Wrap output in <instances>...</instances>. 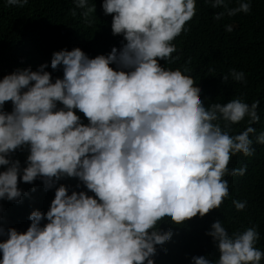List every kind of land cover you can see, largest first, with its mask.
I'll return each instance as SVG.
<instances>
[{
  "label": "clouds",
  "instance_id": "1",
  "mask_svg": "<svg viewBox=\"0 0 264 264\" xmlns=\"http://www.w3.org/2000/svg\"><path fill=\"white\" fill-rule=\"evenodd\" d=\"M206 2L223 9L216 20L251 10L250 0L235 7L228 0ZM3 4L12 8L0 10L7 52L14 49L12 30L43 35L51 19L54 29L65 26L64 17L50 18L39 0ZM76 5L94 11L88 0ZM102 9L112 14V33L86 44L74 36L57 39L38 52L39 63L0 79V199L21 197L18 177L27 183L39 177L45 190L75 177L94 193L69 194L60 184L46 212H30L26 231L0 227L6 236L0 264H158L160 250L189 238L201 255L191 264H261L264 214L240 232L229 228L233 215L246 209L239 195L248 172L231 157L253 154L259 101L205 107L191 76L159 63L176 51L173 41L195 15L196 0H103ZM1 48L0 58L6 57ZM229 75L245 79L233 69L222 80ZM246 116L243 131L226 130ZM256 143L264 144V132ZM22 147L28 150L23 168L10 159ZM227 200L232 206L222 211ZM203 239L214 247V261L197 251ZM166 257L160 264L173 263Z\"/></svg>",
  "mask_w": 264,
  "mask_h": 264
},
{
  "label": "trees",
  "instance_id": "2",
  "mask_svg": "<svg viewBox=\"0 0 264 264\" xmlns=\"http://www.w3.org/2000/svg\"><path fill=\"white\" fill-rule=\"evenodd\" d=\"M5 1L0 0V10L11 11V7L3 4ZM39 1L48 8L50 18L56 14L62 15L65 26L54 29L55 21L51 19L47 22L43 35H26L12 30L14 49L7 52V49L0 44L3 52L7 54L6 57L0 58V79L18 68L22 69L23 65L39 63L42 57L38 58V52L57 39V42L66 43L67 37L74 36L78 43L86 44L93 38H100V34L112 33V14L104 13L103 0H88L89 6L94 7V11L77 7L76 0ZM228 3L229 7H235L238 0H228ZM250 3L251 10L248 13L225 15L216 20L214 16L223 9L212 8L206 0H196L195 15L186 23L185 30L173 41L176 51L168 60H159L162 67L172 70L179 69L183 74L195 80L193 87L200 90L199 98L205 107L214 103L223 104L233 99H241L249 105L259 101L256 109L259 120L252 124L256 130L251 135L253 154L245 156L238 153L231 157L232 162L236 159L240 163V168L244 166L248 168L239 195L240 199L246 201V209L234 214L232 223L229 224L230 231L237 232H240V229L244 228L251 218L264 214V144L256 143V135L264 132V0H250ZM30 11L34 13L36 9L30 7ZM227 25L232 26V31H226ZM118 38L121 48L125 41L122 35H118ZM110 66L116 68L115 64ZM233 69L244 72V81H235L230 75L227 81L222 80V77L228 75ZM9 105L10 103L5 102L2 110L7 111ZM60 106L62 105L58 102V107ZM74 111L81 117V121L87 124L83 113L78 110ZM248 119L246 116L226 130L232 135L238 134L248 126ZM218 123L223 127L225 122L221 120ZM27 154V148L22 147L12 152L10 159L18 160L23 168L26 166ZM4 168L5 166H0V171ZM239 176L230 179L238 180ZM241 176L244 177V174ZM60 184L66 186L69 194L72 191H85L88 195L94 196V193L87 190L83 183L75 177H62L48 190L44 189L39 177L31 183L20 181L18 177V187L22 195L18 200L13 201L0 199V227L5 230L15 228L18 232L26 231L31 223L30 212L33 210L46 212L54 198L55 188ZM233 185L237 186L238 182H234ZM231 206L232 202L227 200L222 206V211H227ZM45 222L42 220L41 224ZM259 222L263 228L264 217L260 218ZM4 239L6 236H0V242ZM202 242L203 245L199 246L197 251L204 252L203 256L214 261L211 257L214 255V247L204 239L200 240V243ZM193 256L201 255L193 250L192 240L189 238V242L180 240L176 249L169 245L160 250L156 261L160 264L166 257L168 261H173L171 264H191Z\"/></svg>",
  "mask_w": 264,
  "mask_h": 264
}]
</instances>
